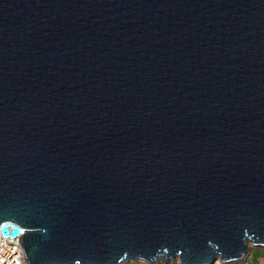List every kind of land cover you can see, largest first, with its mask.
<instances>
[{"label": "water", "instance_id": "obj_1", "mask_svg": "<svg viewBox=\"0 0 264 264\" xmlns=\"http://www.w3.org/2000/svg\"><path fill=\"white\" fill-rule=\"evenodd\" d=\"M0 233L30 264L264 247V0H0Z\"/></svg>", "mask_w": 264, "mask_h": 264}, {"label": "built area", "instance_id": "obj_2", "mask_svg": "<svg viewBox=\"0 0 264 264\" xmlns=\"http://www.w3.org/2000/svg\"><path fill=\"white\" fill-rule=\"evenodd\" d=\"M12 231V227L9 228ZM23 234L17 237L4 236L0 233V264H30L22 242ZM144 261L135 260L123 264H141ZM148 263V262H147ZM215 264H223L217 261ZM236 264H246V261Z\"/></svg>", "mask_w": 264, "mask_h": 264}, {"label": "rangeland", "instance_id": "obj_3", "mask_svg": "<svg viewBox=\"0 0 264 264\" xmlns=\"http://www.w3.org/2000/svg\"><path fill=\"white\" fill-rule=\"evenodd\" d=\"M246 264H263L264 263V247H252V250L250 254L245 257ZM141 264H152V263H141ZM160 264H180L179 260H170V263L161 261ZM228 264H233V263H228Z\"/></svg>", "mask_w": 264, "mask_h": 264}, {"label": "bare ground", "instance_id": "obj_4", "mask_svg": "<svg viewBox=\"0 0 264 264\" xmlns=\"http://www.w3.org/2000/svg\"><path fill=\"white\" fill-rule=\"evenodd\" d=\"M248 255H249V254L243 256L241 259H239L238 261H235L233 264H236V263H238V262H240V263L244 262V261H245V257H247ZM232 262H233V261H232Z\"/></svg>", "mask_w": 264, "mask_h": 264}, {"label": "crops", "instance_id": "obj_5", "mask_svg": "<svg viewBox=\"0 0 264 264\" xmlns=\"http://www.w3.org/2000/svg\"><path fill=\"white\" fill-rule=\"evenodd\" d=\"M161 262L155 263V264H160ZM170 263V262H169ZM264 264V263H263Z\"/></svg>", "mask_w": 264, "mask_h": 264}, {"label": "snow or ice", "instance_id": "obj_6", "mask_svg": "<svg viewBox=\"0 0 264 264\" xmlns=\"http://www.w3.org/2000/svg\"><path fill=\"white\" fill-rule=\"evenodd\" d=\"M77 264H79V261H77Z\"/></svg>", "mask_w": 264, "mask_h": 264}]
</instances>
